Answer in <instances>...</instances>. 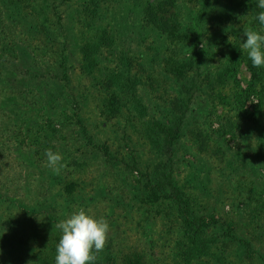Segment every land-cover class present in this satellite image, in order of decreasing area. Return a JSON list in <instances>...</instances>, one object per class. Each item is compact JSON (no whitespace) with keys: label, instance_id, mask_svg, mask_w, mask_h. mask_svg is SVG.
<instances>
[{"label":"rangeland","instance_id":"rangeland-1","mask_svg":"<svg viewBox=\"0 0 264 264\" xmlns=\"http://www.w3.org/2000/svg\"><path fill=\"white\" fill-rule=\"evenodd\" d=\"M229 1L0 0V264H55L62 235L56 224L79 209L109 224L93 264H264V139L256 126L264 122V67L247 92L252 74L242 48L244 30L264 35V26L255 19L257 3ZM150 2L166 7L173 21L154 27ZM164 23L180 36L167 35ZM10 34L23 43L21 53L4 48ZM88 44L100 48L103 73L71 76L70 84L64 66L74 75ZM170 58L182 62L184 77L165 72ZM125 67L130 98L115 95L128 82L119 80V90L110 82ZM105 83L112 90L102 89ZM50 88L56 102L49 107L28 93L44 97ZM240 90L243 107L232 97ZM172 113L184 115L169 165L152 121H169ZM46 149L62 154L67 166L59 175L47 167ZM170 169L173 183L194 200V215L218 223L190 230L171 191L153 193L151 181ZM69 181L82 186L66 196L61 184ZM46 198L51 223L18 206L40 202L42 212ZM24 232L30 237L20 240Z\"/></svg>","mask_w":264,"mask_h":264},{"label":"trees","instance_id":"trees-1","mask_svg":"<svg viewBox=\"0 0 264 264\" xmlns=\"http://www.w3.org/2000/svg\"><path fill=\"white\" fill-rule=\"evenodd\" d=\"M225 1L228 4H230V2H231L229 0H225ZM232 1L238 5H244V4L247 5V1H250V2L254 1L256 3V0H232ZM4 3H6V2H4ZM9 5L11 8L14 7L13 3H11V2L8 5L6 4V6H9ZM216 5L217 4H214V6H216ZM147 6L149 8L150 15L152 18L150 23H152L154 25V27H160L161 21L166 19V18H169V19L172 18V21H173V19H174L173 15H171L168 12V9L166 7L160 9L159 7L157 8L155 6V4H153L151 2ZM214 6H212V7H214ZM203 10H205V11L208 10V7L204 8ZM224 15H225V13H222V12L216 13V16H219L223 19L228 20L231 18V16H224ZM10 17H12V16H10ZM240 18H243V16L241 15ZM2 26L3 25L0 23V28ZM163 31L167 35L172 36L173 39H176L177 37L180 36V34L178 33L179 31H177V28L174 26L171 27L167 23H164ZM104 33H106V32L104 31ZM235 35H237V34L234 33L233 36H235ZM100 39L104 40V36H102ZM234 42L236 43V41H234ZM4 43L7 44V45H4V48L7 49V53L10 52L9 55H11L12 52L21 53L20 50L22 49V47H19V45H23V43L21 41H18L16 38H13L11 34ZM101 44L103 45V44H105V42H103ZM223 44H225V43H223ZM226 44H229V41ZM231 45L233 46V44H231ZM84 50L86 52L85 56L83 58L85 64L83 63L81 66H79V68L75 71L74 75L72 74V72L71 73L69 72L67 67L64 66V68H65L64 76H66L65 79L70 84L73 83L72 82L73 79H71V76L76 77V78L80 77V76H89V75L93 74L95 71H97L101 74L103 73L102 70L98 69L99 62L95 57V52H98L100 50V48L96 47V46L90 47V44H88L87 46L84 47ZM60 54H61L62 61H65V55H63L61 52H60ZM240 55H242V54H240ZM129 58H132V56L128 55V57L126 56L124 59L127 60ZM247 65H248V68L252 74L251 84L247 89V92H250L252 86H254L256 84V82L258 81L257 79L261 78V74H260V71L258 70V68H255L252 66L251 60H249L247 62ZM164 68H165V72H167V74L176 75L179 77H184V75H183L184 65L182 64V62L174 61L173 58H170L169 60H166L164 62ZM124 69H125V71L120 69L121 75H118L116 77V79H112L110 81V82H112L114 80L113 84L115 85V87L111 83H105V84H102L101 88L105 89L107 91H110V90H112V87H114L115 90H119V87H118L119 86V80H121V81L128 82L129 86L127 87L126 90H122V91L120 90V93L115 94V95L121 96L123 98H125V97L127 98L130 96L131 93H134V88L130 87V84L132 82L130 81V79L128 80V79H125V77H124L125 75H129L130 72L128 71V69L126 67ZM157 73H158L157 74L158 76L155 77V79H154L155 82L160 77V75H159L160 72H157ZM126 78H127V76H126ZM160 79H161V77H160ZM76 80H78V82L81 81L80 79H76ZM18 85L19 86L16 89H19V87H23L20 83H18ZM158 87H159V85L157 86V88ZM31 92L34 93V100L38 101L39 107H42V106H43V108L46 106L49 107L51 103L55 104V102H56V90L53 88L52 89L50 88V90H48V92L45 94V96H44L45 99L43 97V94L41 95V94L35 92L34 89H32V91H30L28 93L31 94ZM111 93L113 94L114 92L111 91ZM244 94L246 97V91H244V90H240V91H236V92L232 93V97L234 98L236 104H240L242 107H243V104L245 102V98L243 96ZM181 99L182 98H178V100H176V104L177 103L179 104V101H181ZM130 102L135 104V106L137 108H139L142 113H144V111H145V105L144 104L138 102L136 99H131ZM174 104H175V99H174ZM183 106H184V104H183ZM179 107H180V109L183 108V110H187L186 109L187 107H182V106H179ZM168 111H169V109H168ZM233 111L236 112V109ZM237 111H241V109L237 108ZM256 112L257 111H253L250 116H252V118L254 119V123L261 124L258 119H255L256 118ZM171 115H173L172 119H169V121L167 120L166 122L160 121V120H155V119H153V121H152L153 129H154L153 135L155 136L154 140H156L157 144H159L160 152L162 155H165L169 165L173 164L174 146H175L176 141L179 138V131H180V127L183 125V115L184 114L182 113L179 116H177L176 114L172 113ZM57 124L58 123H54L53 125H51L52 131L55 132L58 130V132H59V129H57V130L55 129V126ZM256 126L258 128V131L263 134L262 136L264 139V122L261 125H256ZM233 134H235V133L233 132ZM151 138H152V136H151ZM260 145L263 148L261 141H260ZM105 149H106V151L109 152V150L107 148H105ZM171 167H172V165H171ZM165 168H166V166L164 167V169ZM171 169L167 172L163 171L161 179L157 180L156 179L157 177H156L154 180L151 181L150 184L152 185L153 193L157 196H160L161 194H165V192L169 189L171 191L169 194V197H172L175 200V202L179 208V211H180L179 217L181 218L182 223L187 228H189L190 230L194 226H197V228L202 229L204 227H207L208 224H210V223H215V224L218 223L219 220H217L213 217L210 218V220H208L204 216L198 217V216L194 215V212L192 210L194 200H192L191 196L187 195L186 192L180 186H177L173 183L172 178L170 176ZM81 186H82V181L80 183H77L74 181H69V182L61 184L62 190L65 191L66 196L71 195L73 192H75L77 190L78 187H81ZM166 197L169 198L167 194H166ZM0 199H1V196H0ZM9 201H10V203H14V202H16V204L19 203V200L17 198H14V197H12V199H9ZM50 201H51V199H49V198L43 199L41 201L43 204L47 205L46 206L47 211L44 210L42 212L40 210V204H41L40 202L35 203V205H28V204L23 205L20 203V204H18V206L26 214H29V213L31 215L34 214L35 217L39 216L42 213H45L46 223H51L49 214H50V211L52 209V205H51ZM38 221L39 220L36 219L34 223H38ZM25 224L27 225V228L32 227L27 222H25ZM52 226H54V225H52ZM229 227H230V225L228 224V228ZM15 230L17 231V229H15ZM17 235L19 236L20 240L22 238L29 236V234L26 232H24L22 236H20L18 233H17ZM54 240L56 242L58 241V239H56V238ZM107 260L109 261V258H107ZM139 261L141 262L140 258H139ZM135 263H136V260H131V259L128 260L127 259V264H135Z\"/></svg>","mask_w":264,"mask_h":264},{"label":"clouds","instance_id":"clouds-1","mask_svg":"<svg viewBox=\"0 0 264 264\" xmlns=\"http://www.w3.org/2000/svg\"><path fill=\"white\" fill-rule=\"evenodd\" d=\"M260 9L255 19L264 26V0H256ZM246 40L242 48L247 52L251 64L255 68L264 67V35L249 28L244 30ZM47 167L53 174L59 175L62 168L63 156L52 149H46ZM56 228L62 235L56 246L55 264H93L104 250L109 233V224L106 218H94L84 209L70 214L59 221Z\"/></svg>","mask_w":264,"mask_h":264}]
</instances>
